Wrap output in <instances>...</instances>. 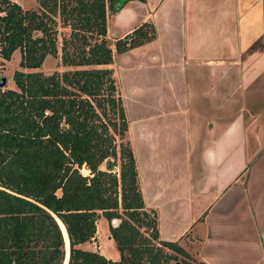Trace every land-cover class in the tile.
I'll list each match as a JSON object with an SVG mask.
<instances>
[{
	"label": "crops",
	"instance_id": "0c3cea01",
	"mask_svg": "<svg viewBox=\"0 0 264 264\" xmlns=\"http://www.w3.org/2000/svg\"><path fill=\"white\" fill-rule=\"evenodd\" d=\"M107 6L109 40L145 21L154 27L151 39L112 48L111 62L95 66L111 67L119 96L137 103L125 133L158 237L204 264H264V0ZM259 76L260 94L251 93L257 106L246 103L245 91ZM104 225L99 213L91 239ZM103 255L118 258L116 250Z\"/></svg>",
	"mask_w": 264,
	"mask_h": 264
},
{
	"label": "trees",
	"instance_id": "16d2710c",
	"mask_svg": "<svg viewBox=\"0 0 264 264\" xmlns=\"http://www.w3.org/2000/svg\"><path fill=\"white\" fill-rule=\"evenodd\" d=\"M36 2L32 8L0 0V57L19 50L15 86L0 85V264H63L55 217L68 238L65 264H204L158 237L129 142L115 143L114 134L121 139L127 128L124 107L111 67L95 66L112 60L105 0ZM153 36V25L142 22L114 40V51ZM47 55L68 68L42 72ZM99 213L117 259L79 246L94 235Z\"/></svg>",
	"mask_w": 264,
	"mask_h": 264
},
{
	"label": "rangeland",
	"instance_id": "374dc122",
	"mask_svg": "<svg viewBox=\"0 0 264 264\" xmlns=\"http://www.w3.org/2000/svg\"><path fill=\"white\" fill-rule=\"evenodd\" d=\"M16 1L22 7H33L34 8V7L37 6L36 0H16ZM60 30L65 32V34L67 33V29L66 28H60ZM59 41H60V35L58 36V42ZM111 42H114V41L113 40H109L110 44H111ZM111 48H114L113 44L111 45ZM18 59H19V50L17 48L12 51V53L10 54V57L8 59H2L0 57V76H4L5 77V83L4 84H0L3 88H5V87H12L13 88L15 86L14 83H13L11 75H12V71L14 69L19 68ZM65 68H68V67L65 66V65H61L59 63L58 55L57 56L47 55V57L44 59V61L41 64L39 69L42 72H44V73H49V72H51L53 70H63ZM22 69H24V68H22ZM262 77L263 76H261V77L259 76V78L256 79L253 84H250L248 86V88L246 89V91H245L246 92V98H245L246 103L247 102H251V104H255L257 106L262 104L258 99H254L251 96V93H253V91L258 88L259 83H260L259 81H260V79ZM225 82H226V80H225ZM118 83L119 84L121 83L122 87H120L119 90L122 91L124 82L123 81L120 82L118 80ZM228 86L225 87V95H226L225 97L228 96L227 93L230 92L229 90H230V88H232L231 83ZM188 90H189V92H188L189 96L192 97V96L195 95L196 90L194 88V77H193V74L192 75L189 74V76H188ZM259 90H260V87H259L258 90H255V91H258V94H260ZM258 94L256 95L257 97H258ZM121 100H122V104H123V107H124V111H127V113L125 112V117L126 118H127V115L130 117V116H132V114L136 113L135 111H136L137 103H136V101L133 98H130V97L126 96L123 99V96H122ZM243 102H244V100H243ZM192 129H193V126H192ZM110 131H111V129H110ZM114 140H115L116 144L120 140L128 141L125 132H124L123 137L121 139H119L117 137V135L114 134ZM114 162H115L114 171L117 173V170H118V159L116 158V160ZM82 167L83 166L80 167V171L82 173H84V174L88 173V170L85 167H83V168ZM146 210H149V209H146ZM150 210H152V209H150ZM149 214L151 215V211H149ZM103 228L105 230L104 233H101L100 229H99L98 232L96 233V235H98V237L94 238V240L93 239L88 240L87 242L82 244V247L83 248H87V249L99 250L103 254L109 256L110 252L113 251V250H116V248H115V245H114V241H113V239L110 236L108 226L104 225ZM169 263L173 264V260H170ZM177 264H179V263H177Z\"/></svg>",
	"mask_w": 264,
	"mask_h": 264
},
{
	"label": "water",
	"instance_id": "95a60500",
	"mask_svg": "<svg viewBox=\"0 0 264 264\" xmlns=\"http://www.w3.org/2000/svg\"><path fill=\"white\" fill-rule=\"evenodd\" d=\"M121 2H122V0H118L116 6L119 5ZM4 83H5V77H4V76H1L0 84H4ZM101 168H106V165L103 163V164L101 165ZM55 219H56V221H57L58 218L55 217ZM58 220H59V219H58ZM115 220H116L115 218L111 219V220H110L111 224H114V223H115ZM59 221H60V220H59ZM60 222H61V221H60ZM57 223H58V221H57ZM58 224H59V223H58ZM61 232H62V231H61ZM62 236H63V234H62ZM63 240H64V237H63ZM65 256H66V258H65ZM67 258H68V250H67V252H66V254H65V248H64V259H63V264L66 263Z\"/></svg>",
	"mask_w": 264,
	"mask_h": 264
},
{
	"label": "bare ground",
	"instance_id": "6f19581e",
	"mask_svg": "<svg viewBox=\"0 0 264 264\" xmlns=\"http://www.w3.org/2000/svg\"><path fill=\"white\" fill-rule=\"evenodd\" d=\"M57 221H58L59 225L62 224L59 220H57ZM60 227H61V229H62V233H63V236H64V240H65V249H66V252H67V250H68V238H67V235H66V232H65V229H64L63 224L60 225ZM65 258H66V256H65Z\"/></svg>",
	"mask_w": 264,
	"mask_h": 264
},
{
	"label": "flooded vegetation",
	"instance_id": "af4514ba",
	"mask_svg": "<svg viewBox=\"0 0 264 264\" xmlns=\"http://www.w3.org/2000/svg\"><path fill=\"white\" fill-rule=\"evenodd\" d=\"M126 1V0H125ZM110 2V4L115 5L118 2V0H107V4ZM122 5V4H121Z\"/></svg>",
	"mask_w": 264,
	"mask_h": 264
}]
</instances>
